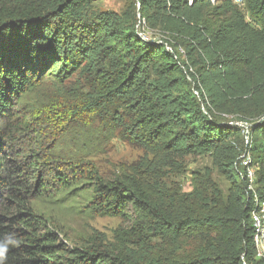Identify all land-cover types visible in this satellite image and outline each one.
<instances>
[{
    "label": "trees",
    "instance_id": "16d2710c",
    "mask_svg": "<svg viewBox=\"0 0 264 264\" xmlns=\"http://www.w3.org/2000/svg\"><path fill=\"white\" fill-rule=\"evenodd\" d=\"M95 1L0 2V264H264L244 137L213 114H264V0H139L149 25L188 48L203 87L164 43L139 36L132 17L88 15ZM115 138L161 148L169 160L187 146L210 151L229 184L164 195L146 171L106 177L94 158ZM251 147L264 161V115ZM78 199L81 218L131 222L113 243L95 232L70 244L44 210ZM153 237H198L203 248L153 257Z\"/></svg>",
    "mask_w": 264,
    "mask_h": 264
},
{
    "label": "rangeland",
    "instance_id": "374dc122",
    "mask_svg": "<svg viewBox=\"0 0 264 264\" xmlns=\"http://www.w3.org/2000/svg\"><path fill=\"white\" fill-rule=\"evenodd\" d=\"M2 1L18 2L24 0H0V2ZM103 11L124 14L127 18L132 17L133 22L135 21V29L143 38L149 41L164 43L165 45L168 44L180 60L186 61L191 66L190 72L194 73L198 79V85L203 87L198 67L194 66L189 58L188 48L185 45H181L180 41L176 40L173 35L164 33L159 28L149 25L141 15L139 0H96L87 9V14L94 16ZM126 12H129L128 16L125 15ZM248 20L251 21L250 18ZM206 72H208L207 68L202 71V76ZM74 78L77 79V75ZM190 80L191 88L200 98L202 88L199 89L193 82V79ZM206 102L207 105L205 107L207 109L208 107L211 108L208 98ZM213 114L217 120L240 128L247 147L244 154L241 155V165L246 166L243 163V156H250L252 167L256 171L255 176L259 177L257 178L260 183H256V186L264 188V177H261L264 176V161L261 160L259 154H254L253 150H251L252 128L255 123L262 120L264 114L262 116L240 112L226 114L220 113L215 109H213ZM187 147L190 148V152H187L184 157L176 158L173 156L169 160L167 152L161 148L156 151H150L144 147L130 144L120 138H115L111 141L106 140V150L97 155L94 160L106 177H113L116 174L133 168L146 171L150 182L156 186V190L163 186L162 193L164 195L169 188L176 195L191 193L196 189L209 193L213 189H211L213 187L212 184L225 190L229 183L213 164L212 153L210 151L197 150L192 146ZM156 176L163 177L159 180L155 179ZM157 181L158 186L155 184ZM79 202L80 199L77 202H62L58 207L46 205L44 210L68 234L67 242L70 244H73L80 236L95 232H99L108 243H113L115 241V230L122 225H129L131 222V219H123L120 216L104 215L95 216L94 218H81L80 214L77 215L72 208L74 203L80 205ZM152 242L156 244L151 249H154L151 253L153 257L160 256L162 251H173L176 249L182 252L183 255H188L194 253L197 249L203 248V244H200L201 241L198 237H185L182 241L171 239L168 241L164 240L163 242L157 237H153ZM140 252L141 254H146L147 251L141 249Z\"/></svg>",
    "mask_w": 264,
    "mask_h": 264
},
{
    "label": "built area",
    "instance_id": "2783aa9c",
    "mask_svg": "<svg viewBox=\"0 0 264 264\" xmlns=\"http://www.w3.org/2000/svg\"><path fill=\"white\" fill-rule=\"evenodd\" d=\"M211 1L215 3L217 0ZM189 2L192 3L193 0H189ZM234 2L240 7L244 6V0H234ZM139 36H141V34H139ZM143 39L146 40L145 38ZM166 49L174 53L168 44L166 45ZM243 158V163L247 167L249 189L252 191L250 215L253 226V240L256 247L257 257L264 260V197H261L256 189L257 176H255L256 171L252 167V159L250 156H243Z\"/></svg>",
    "mask_w": 264,
    "mask_h": 264
}]
</instances>
